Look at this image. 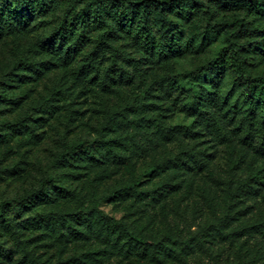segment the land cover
I'll return each instance as SVG.
<instances>
[{
  "label": "rangeland",
  "instance_id": "obj_1",
  "mask_svg": "<svg viewBox=\"0 0 264 264\" xmlns=\"http://www.w3.org/2000/svg\"><path fill=\"white\" fill-rule=\"evenodd\" d=\"M64 9L62 1L42 15L10 10L7 17L0 16V200L34 188L38 167L48 164L63 142L114 137L119 144L100 143L97 162L82 156L58 169L57 185L67 193L50 189L47 200L19 212L6 210L0 245L9 254L0 251V264H264V234H230L264 217V150L256 138L251 144L239 139L245 129L243 84L228 57L222 67L197 73L223 46L222 34L205 32L201 12L179 17L181 52L159 55L147 50L134 30L119 27L110 42L123 53L118 61L124 74L111 81L104 77L107 47L94 59V68H86L100 31L94 24L83 39L76 41V31L61 49L50 42ZM231 13L220 10L217 17ZM254 21L263 32L252 38L247 62L253 72L264 73V18ZM20 59L34 67L15 68ZM197 92L204 109L214 111L232 134L230 141L221 140L212 123L189 108ZM44 100L52 102L50 112L38 109ZM137 105L144 118L157 116L165 127L187 126L195 134L165 135L145 122L101 129L112 111H122L127 119L137 117ZM25 112L31 115L25 127L11 131L3 126ZM186 149L200 156L204 166L166 164L150 172L156 163ZM248 180L255 182L256 191L241 188ZM133 181L139 189L155 190V197L113 194ZM94 208L121 219L136 234L186 238V245H174L176 253H159L158 258L141 255L96 222ZM39 210H90L91 215L88 222L73 220L79 230L73 233L60 220L53 226L31 220ZM219 219L224 227L217 225ZM223 233L230 235L225 238Z\"/></svg>",
  "mask_w": 264,
  "mask_h": 264
},
{
  "label": "trees",
  "instance_id": "obj_2",
  "mask_svg": "<svg viewBox=\"0 0 264 264\" xmlns=\"http://www.w3.org/2000/svg\"><path fill=\"white\" fill-rule=\"evenodd\" d=\"M62 1L65 3V9L54 25L50 42L57 49H61L66 46L69 38L75 36L76 31L78 32L76 41L83 39L86 36L88 27L94 24L100 31L96 36L94 49L86 56L87 63H89L86 64V68H94V59L102 54L104 48L107 47L110 49V53L107 56L109 63L105 68L104 77L111 81L115 80L116 75L121 77L124 74V69L118 61V57L121 58L123 53L110 42V39L117 36L119 27L134 30L144 47L151 52H156L159 55L180 53L182 50L180 45L182 28L177 18L190 17L195 12H201L205 18V32L216 36L221 33L223 46L213 59L200 65L197 73H207L212 68H220L225 64V58H229L234 67L236 80L243 84L241 98L245 109L243 117L245 129L244 133L239 135V139L245 144H251L253 139L256 138L259 149L264 150V73L253 72L247 62L248 52L254 45L252 38L263 32V29L255 24L254 18H264V0H0V16L7 17L6 13L10 10L28 11L31 15H42L49 10L52 4ZM220 10H231L233 13L228 17L218 18ZM236 10L238 11L234 12ZM247 16L254 18L251 20ZM8 26H11L10 22H8ZM68 49L66 48L65 55L68 53ZM23 65L34 67L33 63H28L23 59L14 64L15 68ZM203 106L204 98L198 92L195 93L189 108L199 114L204 122L210 121L221 140L230 141L232 134L225 129L220 118L214 111L204 109ZM37 107L41 111L50 112L52 102L44 100ZM133 108H136L135 110L138 113L141 110L139 105ZM121 112L118 110L108 113L104 118L101 129H109L114 123L127 126L129 124L141 125L140 122H145L155 126L158 131L165 135H172L174 132L195 134V131L187 126L165 127L160 123L157 116L144 118L139 113L137 117L127 119L126 114ZM30 117V113L25 112L14 121H5L3 126L11 131L20 130L26 126ZM118 142L119 140L114 137L107 140L98 139V141L77 138L69 143L63 142L61 149L54 155L52 160L45 166L38 167L39 178L34 188L21 197L0 200V222H8L6 210L9 208L19 212V210L35 205L36 202L47 200L50 189L67 193L68 191L62 185H57L59 181L57 170L82 156L97 162L100 160L98 154L100 143L107 145ZM166 164L187 168L198 166L201 168L205 163L200 156L186 149L172 158L156 163L150 172H153L155 167L158 169ZM253 184L248 180L241 183L240 186L256 191L257 189ZM138 186L139 182L133 181L116 188L113 194L117 197L132 195L139 199H153L155 197V190L139 189ZM93 210L96 222L101 224L109 233L116 234L117 241L124 239L122 245L136 249L141 255L150 253L153 258H158L159 253L165 255L176 253L174 245H186V238L179 239V237L168 235L162 239H153L141 236L132 232L121 219L110 217L98 208ZM38 212H40V215L31 220L37 223L45 222L46 224H52V226L55 221L60 220L73 233H78L79 230L73 226L72 221L85 220V222H88L91 215L90 210L56 212L54 214L42 210ZM221 222V219H219L217 225L224 227L225 223H223V226ZM220 229H218L219 232H222ZM203 230L205 231L206 228L200 230L201 236H203ZM239 230L247 235L264 234V217L259 222L232 230L230 234H234ZM81 234L83 233L81 232ZM230 234L223 233V236L226 238ZM0 251L3 255L7 256L9 254V249L2 245H0Z\"/></svg>",
  "mask_w": 264,
  "mask_h": 264
}]
</instances>
